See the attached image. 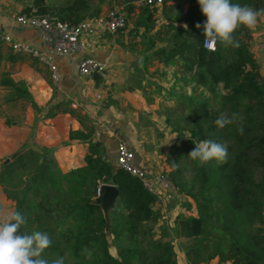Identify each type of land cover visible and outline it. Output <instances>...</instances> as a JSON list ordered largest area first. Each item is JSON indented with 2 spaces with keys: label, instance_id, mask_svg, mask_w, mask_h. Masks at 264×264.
<instances>
[{
  "label": "trees",
  "instance_id": "16d2710c",
  "mask_svg": "<svg viewBox=\"0 0 264 264\" xmlns=\"http://www.w3.org/2000/svg\"><path fill=\"white\" fill-rule=\"evenodd\" d=\"M231 2L254 9L264 7V0ZM83 7L89 8L86 0H73L53 8L45 0H33L23 12L55 15L57 19L76 23L85 15L78 12ZM185 18L189 35L197 44L198 71L194 79L208 94H192L183 99L190 109L187 125L176 123L169 115L165 117L179 139L183 136V140L175 141L167 150L165 162L170 168L167 177L179 193L198 199L202 208L200 216L176 218V235L181 238L187 264L201 261L219 264L227 259L232 263L238 260L239 264H264V76L249 48V28L240 26L232 34L239 47H226L218 41L216 50L209 51L203 46L201 29L195 27L206 19L197 0H191ZM27 56L12 50L3 55L0 52V57L12 62ZM0 83L15 89L10 99L23 94L31 97L8 74L1 76ZM32 104L40 109L34 101ZM58 112H69L81 119L68 100L45 107V116ZM220 113L229 117L238 113L243 119L218 128L213 120ZM240 126L243 134L237 131ZM92 131V126L85 132L70 130L69 138L89 139ZM205 139L227 144V162L218 164L212 160L203 167L195 162L192 174L186 178L187 164L183 159L195 148V141ZM91 145L85 164L66 171L59 167L47 146L25 147L0 163V183L15 202L13 209L26 220L20 231L49 234L52 244L43 253L49 261L56 259L53 253L63 239L77 258L91 253L90 258L77 260L76 264H178L173 242L153 237L148 224L159 215L152 207L156 194L139 176L114 165L104 152L94 150L97 147L94 143ZM101 183H112L117 188L108 227L102 208L94 201ZM64 219L77 225L57 235L56 226ZM110 243L116 255L110 251Z\"/></svg>",
  "mask_w": 264,
  "mask_h": 264
},
{
  "label": "crops",
  "instance_id": "0c3cea01",
  "mask_svg": "<svg viewBox=\"0 0 264 264\" xmlns=\"http://www.w3.org/2000/svg\"><path fill=\"white\" fill-rule=\"evenodd\" d=\"M86 1L89 8L83 7L78 11L85 13L82 19L116 9L126 16V25L116 31L104 30L86 37V46L82 50L55 55L59 79L52 83L53 86L49 85L48 67L37 60L36 74L31 72L29 82L42 91L27 87L33 101L42 100L45 102L43 106L68 100L81 119L69 112L45 116V108L34 107L35 112L28 109L25 117L11 126H15L17 132H25L28 137L32 133L34 142L25 147L50 148L64 171L84 165L92 143L97 146L94 150L104 152L111 163L117 165L116 145L123 140L133 148L135 164L154 180L159 171H166V152L177 141L176 131L166 124L165 117L178 110L176 101H183L192 94H208V90L194 79L198 71L197 44L196 39L189 35V24L185 18L191 0H164L153 6L140 4L137 0ZM72 2L45 0L51 8ZM32 3L33 0H0V30L44 48L38 30L15 21V16ZM248 43L264 76V15L258 17L254 29H249ZM7 50L11 49L0 44L2 55ZM84 56L105 62V77L97 73L80 74L76 63ZM91 126L93 131L89 139L69 138L70 130L85 132ZM10 144H14L12 136ZM154 193L156 199L152 207L159 215L156 221L148 224L153 226L152 230L162 224L170 231L172 237L169 239L174 244L178 264H187L185 250L176 236L175 221L180 215L200 216V201L172 187L163 188L159 183L155 184ZM185 197L191 203L188 206L183 204ZM198 264L215 263L201 261Z\"/></svg>",
  "mask_w": 264,
  "mask_h": 264
},
{
  "label": "clouds",
  "instance_id": "9594fccd",
  "mask_svg": "<svg viewBox=\"0 0 264 264\" xmlns=\"http://www.w3.org/2000/svg\"><path fill=\"white\" fill-rule=\"evenodd\" d=\"M197 2L206 19L202 23H196L195 27L201 29L205 47L209 51L216 50L218 41L226 47H239V42L232 35L234 31L240 26L254 29L258 17L264 15V9L234 4L231 0H197ZM242 119L243 117L238 113H232L231 117L220 113L213 120V124L223 128ZM237 131L243 134V127H238ZM194 144L195 148L187 156L197 162L198 166L203 167L212 160L218 164L227 162L226 143L205 139L195 141ZM25 223V217L19 211L5 210L0 206V264H64L63 256L51 261L43 257L44 251L52 244L51 237L48 233L39 230L31 233L21 232V226ZM87 256L90 258L91 253L87 252Z\"/></svg>",
  "mask_w": 264,
  "mask_h": 264
},
{
  "label": "built area",
  "instance_id": "2783aa9c",
  "mask_svg": "<svg viewBox=\"0 0 264 264\" xmlns=\"http://www.w3.org/2000/svg\"><path fill=\"white\" fill-rule=\"evenodd\" d=\"M140 4L153 6L163 3L164 0H137ZM34 10V9H33ZM15 21L22 26H30L38 30L44 48L35 47L29 42L15 38L11 33L0 30V44L7 45L12 51L35 57L39 62L45 64L50 72L53 82L59 79V71L54 61L55 55L71 54L74 51L82 50L86 46V37L104 30L116 31L123 28L127 23L126 16L116 9H109L87 19L76 23L60 20L49 14H37L22 12L15 16ZM203 46L205 41L203 38ZM206 48V47H205ZM78 72L82 75L99 74L106 75L105 62L93 57L84 56L76 63ZM99 96V95H98ZM75 105V103H72ZM117 165L139 176L143 183L154 192L155 184L159 183L163 188L171 187L167 174L159 171L153 179L148 178L145 173L134 162V150L123 140L116 145ZM100 186V185H99ZM97 187V193L99 191ZM97 196V194H96ZM219 264H233L227 259Z\"/></svg>",
  "mask_w": 264,
  "mask_h": 264
},
{
  "label": "rangeland",
  "instance_id": "374dc122",
  "mask_svg": "<svg viewBox=\"0 0 264 264\" xmlns=\"http://www.w3.org/2000/svg\"><path fill=\"white\" fill-rule=\"evenodd\" d=\"M5 49H8L5 47ZM35 64H32V63ZM38 65L39 62H37V59L32 56L28 55L26 59L22 61H9L6 58L0 59V78L3 74H8L13 80L16 81L19 85L24 86L28 90L30 89H37L38 92H41L42 90L36 86L35 84L30 83L31 81V72L33 74H36L35 65ZM20 66V67H19ZM48 81V79H47ZM49 82V81H48ZM51 84L50 86H53L54 82L50 78ZM53 83V84H52ZM34 86V87H33ZM28 87V88H27ZM14 88L13 87H6L3 86L0 83V163L8 161L11 159L19 150H21L23 147L28 145H32L34 142L32 138V133H30L29 137L25 132H17L15 129V126H11V124H15L17 120H20L25 117V114L27 113L28 109H31L33 112H35L34 106L32 104L33 98L29 97L27 95H22L20 98L17 99H10L9 97L14 95ZM33 95V94H32ZM34 97V95H33ZM31 98V99H30ZM35 99V98H34ZM35 102V101H34ZM176 105L178 106V110H176L174 113L171 111L169 116L173 117L175 119L176 123H179L180 125H187L190 121V109H188L187 102L184 101H176ZM40 104V109H43L46 107L44 101L37 102ZM181 106V107H180ZM187 109H186V108ZM177 109V108H176ZM185 112V113H184ZM177 113V114H176ZM175 115H179L174 117ZM178 140H183V136L179 139L177 132L175 133ZM13 137L14 144L11 146L10 144V137ZM32 147V146H30ZM21 148V149H20ZM167 153V152H166ZM166 158V156H165ZM183 162L185 165L187 164V169L185 171L186 178H189V176L192 174L193 167L195 161L191 160L190 158L186 157L183 159ZM169 166L167 165V169L162 170V172L167 174V170H169ZM175 191L177 190L173 186H171ZM187 195V194H184ZM96 198V197H95ZM187 198L183 200V204L188 206L191 203L186 200ZM14 200L9 198L3 189V185L0 183V206H2L5 210H11L14 208ZM109 218V216H108ZM109 221V220H108ZM77 225V222H72L69 219H64L60 222L58 226H56L57 229H59V232L57 235H59L61 232H67L68 228L75 229ZM153 228V226L151 227ZM169 230L162 226V224H158L155 226V229L151 230L153 237H159L163 239H169L172 237V235H169ZM155 236H154V235ZM109 239L111 237V234L108 235ZM177 236V235H176ZM174 237V236H173ZM178 238V236H177ZM180 238V237H179ZM108 239V240H109ZM181 240V238H180ZM61 243L59 244V247L56 251L53 253L54 258L59 257H65L64 264H76L77 260H80L81 262L85 261L88 256L87 254H82L80 257H76L73 252L72 248L69 246L68 242L66 243L65 240L61 239ZM110 251L112 254L116 255V249L113 246L112 243H110ZM89 264V263H88ZM91 264V262H90Z\"/></svg>",
  "mask_w": 264,
  "mask_h": 264
},
{
  "label": "water",
  "instance_id": "95a60500",
  "mask_svg": "<svg viewBox=\"0 0 264 264\" xmlns=\"http://www.w3.org/2000/svg\"><path fill=\"white\" fill-rule=\"evenodd\" d=\"M117 197V188L112 183H101L99 186V191L97 193V196L95 198V203H98L100 207L102 208L104 217L106 219V224L108 227L109 223V209L112 206V203L114 202L115 198ZM126 264V263H124ZM233 264H239L238 260H235Z\"/></svg>",
  "mask_w": 264,
  "mask_h": 264
}]
</instances>
